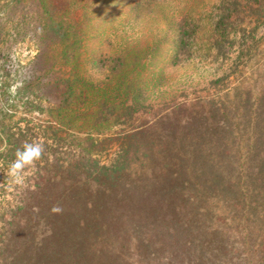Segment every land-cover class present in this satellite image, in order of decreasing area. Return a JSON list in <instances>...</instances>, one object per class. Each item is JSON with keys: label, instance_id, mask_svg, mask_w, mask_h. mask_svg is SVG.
I'll return each mask as SVG.
<instances>
[{"label": "trees", "instance_id": "trees-1", "mask_svg": "<svg viewBox=\"0 0 264 264\" xmlns=\"http://www.w3.org/2000/svg\"><path fill=\"white\" fill-rule=\"evenodd\" d=\"M114 1L0 0V264H264V48L243 26L263 0H220L208 37L182 17L168 66H229L212 93L160 107L147 100L163 73L99 15ZM33 141L44 154L16 184Z\"/></svg>", "mask_w": 264, "mask_h": 264}, {"label": "rangeland", "instance_id": "rangeland-1", "mask_svg": "<svg viewBox=\"0 0 264 264\" xmlns=\"http://www.w3.org/2000/svg\"><path fill=\"white\" fill-rule=\"evenodd\" d=\"M133 1L116 0L113 5L106 3V6L98 5L97 7L101 9L99 15L107 22V26L116 32L117 43L126 53L135 57L139 62L151 60L149 64L146 62L148 68L144 74H149L150 71L163 73L159 86L150 89L152 92L147 104L160 107L164 104L193 101L197 97L212 93L213 87L210 82L228 70L229 62L219 66L199 61L196 58L191 62L170 67L168 66V59L173 54L172 44L182 17L186 18L190 25L206 26V29L199 35L200 37L204 35L208 37L209 24L211 18L218 12L220 0H158L152 5V9L145 10L139 15H124L128 3ZM262 10L263 13L258 19V23L246 18L243 26L248 24H252L251 26L259 25L260 29L254 38L255 41L261 43V48H264V8ZM16 23L19 24L18 29L21 30L28 23V19L22 20L21 17H17L7 24V28H10L11 31L9 41L14 38L13 28L17 26ZM23 38L22 44L13 48L14 56L20 62H25L35 53L34 46L28 42L27 36ZM238 39L239 36L236 40ZM203 54H205L204 51H200L198 56ZM230 56L233 59L236 52L231 53ZM90 74L94 80H101L102 78L95 70H92ZM237 83V80H233V85Z\"/></svg>", "mask_w": 264, "mask_h": 264}, {"label": "clouds", "instance_id": "clouds-1", "mask_svg": "<svg viewBox=\"0 0 264 264\" xmlns=\"http://www.w3.org/2000/svg\"><path fill=\"white\" fill-rule=\"evenodd\" d=\"M3 150V148H0V151ZM44 151V145L38 141L25 142L21 148L16 150L15 159L11 162L8 170V175L12 177L14 183L19 185L23 184L26 169H35ZM51 211L59 213L62 211V208L54 205Z\"/></svg>", "mask_w": 264, "mask_h": 264}]
</instances>
